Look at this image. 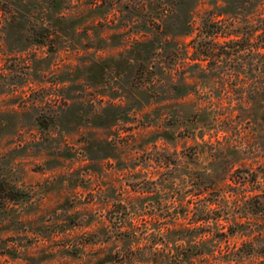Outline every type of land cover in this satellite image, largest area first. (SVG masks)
Wrapping results in <instances>:
<instances>
[{"label":"rangeland","instance_id":"obj_1","mask_svg":"<svg viewBox=\"0 0 264 264\" xmlns=\"http://www.w3.org/2000/svg\"><path fill=\"white\" fill-rule=\"evenodd\" d=\"M0 264H264V0H0Z\"/></svg>","mask_w":264,"mask_h":264}]
</instances>
